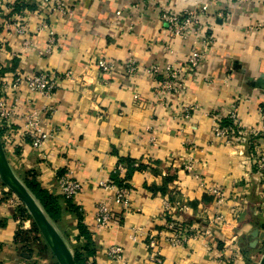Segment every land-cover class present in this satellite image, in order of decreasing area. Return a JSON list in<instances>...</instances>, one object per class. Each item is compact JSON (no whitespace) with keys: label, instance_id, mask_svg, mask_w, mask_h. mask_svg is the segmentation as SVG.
I'll use <instances>...</instances> for the list:
<instances>
[{"label":"crops","instance_id":"obj_1","mask_svg":"<svg viewBox=\"0 0 264 264\" xmlns=\"http://www.w3.org/2000/svg\"><path fill=\"white\" fill-rule=\"evenodd\" d=\"M3 1L19 5L18 0ZM25 1L34 22L41 14L38 0ZM63 1L73 10V18H51L57 44L50 56L22 49L17 37L0 28L1 77L44 70L73 76L61 80L51 100L35 99L37 109L44 104L55 108L44 125L53 137L42 151L25 144L6 153L19 179L29 173L40 189L60 199L61 217L54 226L62 238L73 247L92 249V264H117L105 258L112 246L124 249L123 264H152L143 232L160 237L162 264H258L264 252V181L251 164V147L257 144L264 152V133L252 136L264 106V0H219L210 6L214 44L197 75L186 81V92L167 105L157 98L158 79L144 69L153 64L184 66L192 44L172 37L161 15L194 10L207 0ZM119 11L123 14L117 18ZM219 13L222 18H216ZM5 14L0 12V25L12 15ZM256 24L261 30L246 35L245 29ZM43 36H33L38 45ZM99 59L117 66L107 82L95 69ZM128 59L140 68L132 78L123 74ZM179 105H194L197 110L184 122L174 115ZM232 109L238 125L233 147L213 136L210 118L212 114L225 119ZM189 154L198 162L199 179L183 171ZM122 160L151 164L150 171L137 170L128 180L132 206L140 212L126 216L100 187L116 177L113 171ZM65 170L82 185L73 200L57 193L56 177ZM214 188L226 195L223 206L207 194ZM7 191L0 183V264H47L41 251L31 248V240L18 235L21 223L8 204ZM178 193L190 211L167 214L165 201H174ZM103 198L113 219L101 230L94 226L93 215ZM67 200L80 210V218L66 210ZM215 214L222 216L227 237L213 224ZM171 221L184 230L208 229L210 234L174 249L159 235ZM134 229L143 230L137 243L129 240ZM230 236L237 242L235 257L227 250Z\"/></svg>","mask_w":264,"mask_h":264},{"label":"built area","instance_id":"obj_2","mask_svg":"<svg viewBox=\"0 0 264 264\" xmlns=\"http://www.w3.org/2000/svg\"><path fill=\"white\" fill-rule=\"evenodd\" d=\"M25 3V0H18ZM237 3H247L251 0H229ZM219 0H207L200 2V5L194 10H185L183 12H164L161 15V21L165 30L174 38L180 41H189L192 44V51L189 53L184 66L178 64H153L146 69L145 73L151 77L158 79L157 98L161 104L167 105L171 103V99L176 96L183 95L186 90V81L197 75L201 65L208 57L210 48L214 44V20L210 21L209 8L212 4L218 3ZM38 10L41 11L34 22L31 21L30 14L27 10L13 12V6L5 5L0 0V12L9 15V19L1 21L0 28L8 34H12L19 39L21 48L24 50H36L40 56L47 57L53 54L57 37L53 29L51 18H66L72 20L73 10L63 0H38ZM37 10V11H38ZM123 12L116 13V17H122ZM212 15V14H211ZM223 13L216 15V18H222ZM261 24H256L245 29L246 35L260 31ZM44 35L42 46L38 45L33 36ZM40 47V48H39ZM101 77L106 82L117 72V66L111 61L99 59L95 64ZM123 74L127 78H132L140 73V68L133 59H128L123 64ZM72 78V74H60L51 70L34 72L32 74H23L19 71L14 72L8 79L7 76H0V138L5 153L10 149L28 145L33 151H42L45 144L53 137L54 132H48L44 129L45 121L48 115L55 113V108L51 105L44 104L40 109L35 108V99L49 101L53 98L54 93L58 89L60 82L64 78ZM196 106L179 105L175 108L174 115L186 122L196 112ZM213 122V136L222 141L227 146H234V138L237 134L236 117L234 109L225 119L216 115H210ZM46 119V120H45ZM229 120V125L225 121ZM264 133V106L259 110V128L252 131V136L260 137ZM251 164L256 170L257 176L264 181V152L261 147L255 144L252 148ZM143 166L142 172L151 170V164L148 162H136L133 167L139 169ZM183 171L190 173L195 179H199L198 162L193 156H188L183 162ZM116 177L101 183L100 187L113 198V204L121 212V215L130 213H139V209L132 206L130 194L132 186L129 181L124 180L117 185L115 180L125 178L127 168L123 163H119L113 171ZM57 193L65 199H75L82 190L81 183L75 179L73 172L65 170L56 177ZM207 194L212 196L218 206H223L226 201V195L220 189H208ZM8 204L14 208L17 213L21 203L7 191ZM106 194V195H108ZM174 201L168 199L164 203V211L167 214H187L190 209L185 199L178 194ZM99 200L94 207V226L97 229L104 230L109 227L113 219L112 209L106 200ZM26 219V217H25ZM20 220V219H19ZM222 216L215 214L212 222L215 227L227 237V231L221 225ZM21 231L27 227V222L20 220ZM213 227V228H215ZM165 231L160 233L162 240L174 249L185 247L190 241H201L204 234H210L208 229L205 232L196 231L189 228L182 229L176 222L165 224ZM215 228V229H216ZM142 229H134L129 235L132 243H137L138 239L143 236L144 247L148 252V262L152 264H162L159 250L160 237H156L153 233H145ZM142 233V236H141ZM229 241V249H227L234 257L237 251V242L234 236L227 238ZM207 247V246H206ZM124 249L120 246H112L105 252V258L110 263L123 264ZM227 261H219V264H225ZM86 264H92L88 259Z\"/></svg>","mask_w":264,"mask_h":264},{"label":"water","instance_id":"obj_3","mask_svg":"<svg viewBox=\"0 0 264 264\" xmlns=\"http://www.w3.org/2000/svg\"><path fill=\"white\" fill-rule=\"evenodd\" d=\"M0 183L23 205L56 264H76L73 254L40 203L14 173L0 138ZM258 264H264V252Z\"/></svg>","mask_w":264,"mask_h":264},{"label":"trees","instance_id":"obj_4","mask_svg":"<svg viewBox=\"0 0 264 264\" xmlns=\"http://www.w3.org/2000/svg\"><path fill=\"white\" fill-rule=\"evenodd\" d=\"M13 12H19L21 10H26V5L23 3H20L19 5L17 4L16 7L13 6ZM226 125H229V122L225 121ZM1 135V133H0ZM252 149V147H251ZM121 163H123L126 168H127V173L124 179L120 180H115L117 185H122L121 183L126 180L128 181L131 177V175L133 174V172L139 170L142 171L143 170V166L140 165L139 169H134L133 165L136 163L135 161H131V160H122ZM20 179L22 180V182L25 184V186L29 189V191L34 195V197L37 199V201L40 203L41 207L43 208V210L45 211V213L47 214V216L50 218L51 222L56 225L57 227V222L61 217V203H60V199L59 198H55L52 197L50 195H48L45 191H43L42 189H40L39 185L33 180L32 175L25 174L23 176H20ZM114 179V177H113ZM66 204V210L70 211V213H73L75 215H77L79 218L82 216V213L80 212V210L76 207H74L70 201H65ZM17 217L20 219V217H27V212L25 211V209L22 207H20V210H17L16 213ZM81 229V228H80ZM35 231V230H34ZM83 231V229H82ZM18 235L20 237L25 238V236L27 235V232L24 233V231H20L18 232ZM29 236V233L28 235ZM65 241V239H64ZM68 245V247L70 248L75 263L76 264H86V262L88 261L89 257L92 256L94 254V251L92 249H90L87 245H80V246H76L73 247L69 242L66 243ZM44 250L45 247L43 248ZM42 253V252H41Z\"/></svg>","mask_w":264,"mask_h":264},{"label":"rangeland","instance_id":"obj_5","mask_svg":"<svg viewBox=\"0 0 264 264\" xmlns=\"http://www.w3.org/2000/svg\"><path fill=\"white\" fill-rule=\"evenodd\" d=\"M10 195H12V194L10 193ZM20 207L22 208L23 205L21 204ZM20 207L18 208L19 210H20ZM27 215H28V213H27ZM20 220H23V221L27 222V227L24 230V233L27 232V235L29 233V236L26 235L25 237H27L28 239L31 240V243H30L31 248L34 249V250L38 249L39 251H41L42 252V257L41 258L44 261H46L47 264H56L55 260L53 259L52 255L50 254L49 250L45 246L44 241L42 240V238L39 235L38 231L36 230L35 226L33 225V221L30 218V216L28 215L26 217V219H25V217H20ZM44 247H45L46 250L43 249Z\"/></svg>","mask_w":264,"mask_h":264}]
</instances>
